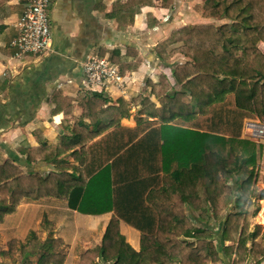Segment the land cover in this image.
I'll use <instances>...</instances> for the list:
<instances>
[{
  "label": "crops",
  "instance_id": "crops-1",
  "mask_svg": "<svg viewBox=\"0 0 264 264\" xmlns=\"http://www.w3.org/2000/svg\"><path fill=\"white\" fill-rule=\"evenodd\" d=\"M132 1L55 0L51 9V50L41 57L22 61L14 58L11 43L25 3L0 0V105L5 106L9 122L0 128V149H18L19 153L24 147L38 148L42 140L61 155L51 163L34 164L31 170L41 171L45 177L52 172L64 175L71 184L59 198L23 202L14 215L0 224L1 241L25 243L35 228L44 227L43 240L49 236L63 240L71 250L65 264H74L78 249L88 251L102 245L112 218H139L145 219L141 224L145 230L120 220V232L133 250L143 252L147 248L143 232L157 228L151 219H158L170 200L180 202L178 188L186 180L190 184L188 173L197 167L196 163L200 167L211 166L212 153L218 151L212 149L206 136L211 135L207 131L212 119H218L220 129L228 127L229 122L233 126L228 131H240L233 147L235 159L243 158L241 143L256 146L259 196L253 201L264 204L260 196L264 195V140L255 142L247 132L249 122L260 121L252 120L256 117L244 119L234 111V99L229 94L215 97L218 104L214 113L210 110L198 116L194 114L195 102L190 94H187L188 109L182 116L170 100L173 97L168 96L184 93L174 72L190 62L181 53L171 55L182 46L167 44L173 32L197 25L221 27L231 21L204 18L202 8L207 0H170V5L154 0L132 22L130 12L126 11ZM165 50L164 57L170 56L168 60L162 59ZM259 50L264 54V44ZM88 58L107 60L119 70L123 84L92 87L82 69ZM58 91L72 100L69 114L53 113L56 108L53 95ZM96 93L109 101L98 119L106 125L119 119V126L85 146L69 145L79 133L95 134L91 121L83 116L81 105L85 98ZM203 101L210 102V97L204 96ZM183 117L189 120L188 124H181ZM198 118L203 119V127L196 130ZM166 120L173 121L165 123ZM82 125L88 128H81ZM218 149L227 158L232 146L224 144ZM200 153L204 157L196 162ZM118 157L121 159L116 161ZM240 167L241 162L236 170ZM180 168H188L187 174L183 173L182 181H176L174 173ZM191 175L194 183V173ZM220 177L225 180L223 173ZM243 180L240 172H234L226 182L237 189ZM77 188H83L84 192H73ZM70 201L77 203V210L70 207ZM263 208L264 205L255 218L260 226L264 225L260 215ZM185 214L198 216L189 204L185 205ZM45 217L49 224L41 226ZM244 264L258 263L248 258Z\"/></svg>",
  "mask_w": 264,
  "mask_h": 264
},
{
  "label": "trees",
  "instance_id": "trees-1",
  "mask_svg": "<svg viewBox=\"0 0 264 264\" xmlns=\"http://www.w3.org/2000/svg\"><path fill=\"white\" fill-rule=\"evenodd\" d=\"M163 1L166 5L171 4L170 0ZM153 4L154 0H134L126 11L130 12L133 22L144 8ZM202 14L207 19L222 18L231 23L221 27L197 25L173 32L167 44L182 46L171 55L181 53L190 62L179 66L174 72L177 84L183 86L184 93L169 94V98L173 97L170 100L182 116L181 113L188 109L187 94H190L195 102L194 114L198 116L208 114L210 110L214 113L218 104L215 97L229 94L234 99V111L244 119L256 117L264 123V54L259 50V46L264 44V0H207ZM164 52L166 50L161 54L162 59L168 60L170 56L164 57ZM115 56L116 52L112 62ZM204 96H209L210 102H204ZM53 103L56 106L54 114H69L73 108L72 100L65 98L60 91L53 95ZM108 103L103 95L97 93L84 99L81 105L83 116L91 121L96 132L93 136L79 133L70 140L69 145L85 146L110 128L119 126V119L107 125L98 119ZM6 114L5 106L0 105V128L9 123ZM181 119V124H188L187 118ZM202 121L196 119V130L203 127ZM230 125L233 126L228 122V127L223 130L219 128L218 119H212L210 131H207L211 135L206 136L210 138L212 149L218 151L212 153L211 166L200 167L196 163L197 167L188 173L190 184L186 180L178 188L180 202L170 200L164 205L161 216L151 219L157 228L156 231L143 232L147 239V248L143 252H136L126 242L120 232V220L130 222L141 231L145 230L141 225L145 219L112 218L102 245L82 251L74 264H244L248 258L262 264L264 240L260 242L259 238L263 228L255 226L254 231L251 230V218L260 211L259 207L253 210V199L259 196L256 186V146L241 143L244 147L243 158L235 159L233 147L240 137V131H228L231 130ZM81 128L88 127L82 125ZM224 144L232 146L227 158L218 149ZM19 153L26 158L15 157V161L0 162V224L8 216L14 215L23 202H39L55 196L59 198L71 185L64 175L52 172L44 177L40 173H26L21 168L51 163L61 155L44 141L41 140L38 148L24 147ZM200 154L196 162L202 161L204 156ZM240 162L241 167L236 170ZM187 169L175 171L176 181H182ZM234 172L244 176L237 189L226 182ZM193 173L194 183L191 180ZM221 173L225 180L221 179ZM73 192L82 194L84 190L77 188ZM260 196L264 198L263 193ZM76 204L69 202L75 210ZM186 204L198 216H187ZM46 224L49 221L45 217L42 225ZM215 225H219L217 232ZM29 238L25 244L19 240L10 241L7 251L0 245V259L13 258L20 264H34L31 259L37 258L36 264H65L67 246L62 240L49 238L42 242L40 234L36 232H31Z\"/></svg>",
  "mask_w": 264,
  "mask_h": 264
},
{
  "label": "built area",
  "instance_id": "built-area-1",
  "mask_svg": "<svg viewBox=\"0 0 264 264\" xmlns=\"http://www.w3.org/2000/svg\"><path fill=\"white\" fill-rule=\"evenodd\" d=\"M25 3L22 16L15 25L16 37L11 43L15 59L26 60L41 57L51 50L52 19L51 9L55 0H21ZM83 73L92 87L106 84H123L119 70L107 60L88 58L83 64ZM247 132L251 140H264V123L249 122ZM264 220V208L262 209Z\"/></svg>",
  "mask_w": 264,
  "mask_h": 264
},
{
  "label": "rangeland",
  "instance_id": "rangeland-1",
  "mask_svg": "<svg viewBox=\"0 0 264 264\" xmlns=\"http://www.w3.org/2000/svg\"><path fill=\"white\" fill-rule=\"evenodd\" d=\"M257 120V119H256ZM5 150V149H4ZM2 148L0 149V162L1 163H4V162H6L7 160H12V161H15L14 160V158L15 157H18V158H20V159H22V160H24L25 158H26V156H23V155H21V154H19L18 152L16 153V151L18 150V149H15V150H13L12 148H7L5 151H4ZM20 155L21 157H19L18 155ZM15 164L16 165H20V163H16L15 162ZM21 168L24 170V172H26V173H29V172H34L35 174H38V173H40V174H42L43 175V173H41V171L39 172V171H33V170H31V168H26V167H22L21 166ZM44 176V175H43ZM45 177V176H44ZM256 186H257V183H256ZM258 188V187H257ZM254 199H256V198H254ZM254 203H255V206L253 207V210H257V207H259L260 208V211H261V208L263 207V203H257V202H255L254 201ZM259 211V212H260ZM257 216V215H256ZM256 216L255 217H252L251 218V222H252V231H254V228H255V226H260L259 225V223L257 224V222H256V220H255V218H256ZM43 220H44V218H43ZM43 220H42V223H43ZM42 223H41V226H42ZM262 225V224H261ZM39 226V225H38ZM262 228H263V230H262V232H261V236H260V238H259V241L261 242L262 240H264V225H262L261 226ZM44 227H42V228H35L32 232H36V233H39L40 234V236H41V241L42 242H44V241H46V240H48L49 238H53V236H49L46 240H43L44 239V232L42 231V229H43ZM218 229H219V225H215L214 226V230L217 232L218 231ZM31 234V233H30ZM30 234L28 235V237H27V239L25 240V243H27L28 241H29V236H30ZM61 240V239H60ZM9 241V240H8ZM7 240L6 241H1V239H0V245H2L4 248H5V250L4 251H7L8 250V243L10 242H8ZM63 241V240H62ZM64 242V241H63ZM24 243V244H25ZM66 245V244H65ZM228 245V244H227ZM67 246V245H66ZM99 247V246H98ZM93 250V249H92ZM82 251H84V250H81V249H78L77 250V252H76V256H77V259L80 257V253L82 252ZM89 251V250H88ZM65 252L67 253V255H66V260H67V258H68V255H69V252H71V250H69V246H67V249L65 250ZM37 258H33V259H31V261L34 263V264H36L37 263V260H36ZM76 259V260H77ZM4 260V261H3ZM2 260V263L4 262L5 264H20L18 261H16L15 259H13V258H10V259H3ZM66 260H65V262H66ZM75 260V261H76Z\"/></svg>",
  "mask_w": 264,
  "mask_h": 264
},
{
  "label": "bare ground",
  "instance_id": "bare-ground-1",
  "mask_svg": "<svg viewBox=\"0 0 264 264\" xmlns=\"http://www.w3.org/2000/svg\"><path fill=\"white\" fill-rule=\"evenodd\" d=\"M261 215V214H260Z\"/></svg>",
  "mask_w": 264,
  "mask_h": 264
}]
</instances>
